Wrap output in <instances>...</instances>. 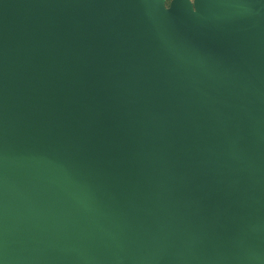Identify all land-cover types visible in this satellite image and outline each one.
I'll list each match as a JSON object with an SVG mask.
<instances>
[{
    "label": "water",
    "instance_id": "obj_1",
    "mask_svg": "<svg viewBox=\"0 0 264 264\" xmlns=\"http://www.w3.org/2000/svg\"><path fill=\"white\" fill-rule=\"evenodd\" d=\"M0 0V264H264V0Z\"/></svg>",
    "mask_w": 264,
    "mask_h": 264
},
{
    "label": "rangeland",
    "instance_id": "obj_2",
    "mask_svg": "<svg viewBox=\"0 0 264 264\" xmlns=\"http://www.w3.org/2000/svg\"><path fill=\"white\" fill-rule=\"evenodd\" d=\"M194 1L195 0H187L188 3H191L190 7L194 10L195 6H194ZM176 0H162L161 5L159 7V11H167L170 10L174 4H175Z\"/></svg>",
    "mask_w": 264,
    "mask_h": 264
},
{
    "label": "bare ground",
    "instance_id": "obj_3",
    "mask_svg": "<svg viewBox=\"0 0 264 264\" xmlns=\"http://www.w3.org/2000/svg\"><path fill=\"white\" fill-rule=\"evenodd\" d=\"M189 5L191 4V3H188ZM191 6V5H190Z\"/></svg>",
    "mask_w": 264,
    "mask_h": 264
}]
</instances>
